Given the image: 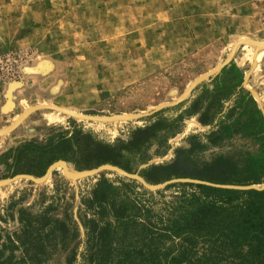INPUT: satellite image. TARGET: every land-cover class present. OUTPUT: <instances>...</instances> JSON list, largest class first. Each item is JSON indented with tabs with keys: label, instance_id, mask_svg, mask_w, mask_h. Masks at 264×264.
I'll use <instances>...</instances> for the list:
<instances>
[{
	"label": "rangeland",
	"instance_id": "rangeland-1",
	"mask_svg": "<svg viewBox=\"0 0 264 264\" xmlns=\"http://www.w3.org/2000/svg\"><path fill=\"white\" fill-rule=\"evenodd\" d=\"M260 44L264 45V0H0V245L19 232L21 208L37 214L52 203L57 206L52 215L61 217L72 210L77 220L79 191L88 190L101 174L134 181L153 193L151 205L157 215H180L181 196L190 193L183 184L198 185L197 180L172 178L156 188L167 181L149 185L138 171L132 172L149 189L108 170L84 178L64 161V170L67 167L74 177L55 166L35 183L14 179L25 174L11 176L7 165L19 144L46 145L74 125L109 143L126 140L157 107L184 103L230 62L264 114ZM205 74L207 80L193 88ZM226 75L234 73L226 70ZM185 107L162 118L172 119ZM205 131L196 118L183 121L180 133L168 139L164 155H155L151 148L147 165L170 162L174 149L187 147L190 135ZM258 148L250 140L234 138L200 154V161L234 153L256 156ZM78 243L57 250L44 264H67L69 251ZM81 249L79 243L77 250ZM13 253L20 258V250Z\"/></svg>",
	"mask_w": 264,
	"mask_h": 264
},
{
	"label": "trees",
	"instance_id": "trees-1",
	"mask_svg": "<svg viewBox=\"0 0 264 264\" xmlns=\"http://www.w3.org/2000/svg\"><path fill=\"white\" fill-rule=\"evenodd\" d=\"M226 70L234 75L225 76ZM242 82L241 72L230 62L209 82L197 86L187 101L151 115L143 126L130 130L126 140L109 143L96 132L74 125L46 145L28 141L15 147L7 165L11 176L39 178L49 165L62 160L75 171L106 163L128 173L138 171L149 185L172 178L208 185L183 184L190 193L181 196L180 215L170 218L153 211L154 194L136 182L101 174L88 190L78 193L76 218L82 238L72 210L57 217L52 215L57 210L52 203L37 214L21 208L17 211L20 230L0 245V264H44L54 252L66 251L77 240L82 249L78 251L79 243L75 244L67 264H264V189L224 187L264 183V114ZM183 106L184 112L174 118H162ZM191 118L206 131L190 135L187 147L174 149L170 162L147 165L151 148L155 147V155H164L168 139ZM234 138L252 141L260 153L216 155L200 161V154ZM142 165L146 166L140 169ZM16 250L21 252L19 259Z\"/></svg>",
	"mask_w": 264,
	"mask_h": 264
},
{
	"label": "water",
	"instance_id": "water-1",
	"mask_svg": "<svg viewBox=\"0 0 264 264\" xmlns=\"http://www.w3.org/2000/svg\"><path fill=\"white\" fill-rule=\"evenodd\" d=\"M260 46H262V44ZM262 47H264V46H262ZM228 61L229 60L227 59L226 62H224L223 65L217 71L219 72L226 65V63ZM205 80H207V75L206 74L204 76L202 75L200 77V79L193 85V88L196 87L200 82L205 81ZM180 102H182V101L180 100L177 103H180ZM177 103H172L170 105L159 106L154 111H152L150 114H154V113H156V112H158V111H160V110H162L164 108H168V107L175 106V105H177ZM62 162H64V161H57V162L51 164L46 169L44 175L41 178H39V179H35V178H33L31 176H27V175L26 176L25 175H17V176L14 177V179L15 178H25V179L27 178V179H30L31 181L35 182V183H41L45 179V177L49 174V172L51 171V169L53 167H55V166L61 167L63 169L64 173H65L64 166L61 164ZM104 170H106V171L107 170L108 171H113V172L118 173L119 175L124 176V177H127V178L137 179V180H139L143 184V186H145L146 188H149L150 189V187L149 186H146V184L143 182V180H141L138 177L137 173H127V172L121 171L120 169H118V168H116L114 166L107 165V163L104 164V165H100V166H98L96 168L90 169V170L76 172V175H79V176H82V177L85 178V177H88V176H93V175L99 174V173H101ZM195 182L196 183H199V184L208 185L207 183H204V182H198V181H195ZM168 183H170V181H167V182H164L162 184L155 185V186H156V188H158V187H162L163 185L168 184ZM224 187L241 189V190H249V189H252V190H261V189H264V183H262L261 186L251 185V186H246V187H232V186H224Z\"/></svg>",
	"mask_w": 264,
	"mask_h": 264
},
{
	"label": "bare ground",
	"instance_id": "bare-ground-1",
	"mask_svg": "<svg viewBox=\"0 0 264 264\" xmlns=\"http://www.w3.org/2000/svg\"><path fill=\"white\" fill-rule=\"evenodd\" d=\"M261 45V44H260ZM262 46H264V45H262ZM262 46H261V48H260V54L262 53V52H264V48H262ZM256 97V96H255ZM65 173L67 174V176L69 175L70 177H74V175H75V173L74 172H72V171H70L67 167L65 168ZM65 174V175H66ZM73 179V178H72Z\"/></svg>",
	"mask_w": 264,
	"mask_h": 264
},
{
	"label": "crops",
	"instance_id": "crops-1",
	"mask_svg": "<svg viewBox=\"0 0 264 264\" xmlns=\"http://www.w3.org/2000/svg\"><path fill=\"white\" fill-rule=\"evenodd\" d=\"M262 55H264V54H262ZM261 58H262V56H261ZM261 58H260V59H261ZM254 59H255V62H256V55H255V58H254ZM260 59H259V61H260ZM255 102H257V101H255ZM257 104H258V103H257Z\"/></svg>",
	"mask_w": 264,
	"mask_h": 264
}]
</instances>
